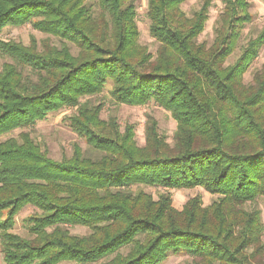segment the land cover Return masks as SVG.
<instances>
[{
    "label": "trees",
    "instance_id": "1",
    "mask_svg": "<svg viewBox=\"0 0 264 264\" xmlns=\"http://www.w3.org/2000/svg\"><path fill=\"white\" fill-rule=\"evenodd\" d=\"M156 55L140 42L135 0H0V32L31 24L59 45L0 39V243L4 264H161L187 252L198 264H264L258 209L264 197V28L241 42L253 19L247 0H224L211 43L198 40L212 0L188 16L186 0H147ZM75 47L76 51H73ZM239 52V53H238ZM236 55L233 62L229 58ZM111 83L118 103L151 101L177 122L173 142L150 117L140 145L87 96ZM65 107L85 138L53 159L28 131L2 137ZM136 186L203 187L217 195L173 205ZM27 205L29 237L14 231ZM68 225L89 229L72 234ZM251 250V251H250Z\"/></svg>",
    "mask_w": 264,
    "mask_h": 264
},
{
    "label": "rangeland",
    "instance_id": "2",
    "mask_svg": "<svg viewBox=\"0 0 264 264\" xmlns=\"http://www.w3.org/2000/svg\"><path fill=\"white\" fill-rule=\"evenodd\" d=\"M203 0H186L182 4V9L188 16H191L194 11L199 9ZM250 3L249 12L252 14L253 19L247 23L243 28L241 42H246L252 37H255L264 28V0H247ZM137 6V22L140 29V42L146 45L149 50L156 55L159 47V42L151 36L149 32V19L147 17V0H135ZM225 7L224 0H212L210 8L209 19L206 23L204 31L199 36L200 42L206 41L211 43L215 37V27L217 19L223 12ZM0 39L14 40L21 42L25 45H31L33 41L37 42L39 49L43 48V43L59 45L60 41L57 37L48 33L41 32L35 29L31 24L27 23L20 26H7L0 32ZM73 51H76L73 47ZM239 53V52H238ZM236 55L229 58L228 62H233ZM8 58H0V68ZM264 61V46L262 47L259 56L252 64L249 71L245 74V80L250 81L253 78L254 72L259 69ZM111 83H109L104 91L98 95L87 96L81 99L82 102L87 99L92 104H102L101 117L109 119L115 117L123 131L126 125H133L135 127V137L140 145H144L146 141V124L150 117L157 120L159 131L164 135L168 142H173V137L177 129V122L172 117L171 112L164 107L158 105L156 102L151 101L144 105H129L118 103L115 101L111 93ZM76 112L75 107H65L59 111L52 112L43 119L37 121L31 126L15 129L13 132L6 134L2 139L9 136H17L21 131L30 132L31 136L47 149L49 155L56 160H62L65 157H70L73 154L74 146L79 145L81 149L91 154V148L86 142L85 138L76 133L71 126L67 117ZM92 155V154H91ZM135 189L142 188L146 192L151 193L154 198H159L160 194L169 192L172 195L173 205L182 209L188 199L199 195L201 196L204 205H209L216 198L217 195L212 194L205 190L203 187H195L191 189H168L159 186H136ZM247 209H258L261 212V220L264 224V197L258 198L254 202H249L246 205ZM36 208L32 205H27L16 216V224L14 231L22 236L29 237V231L26 226L25 219L30 214L36 212ZM67 228L72 234L84 235L89 232V229L81 225H68ZM261 242L264 244V232L261 236ZM251 251V250H250ZM0 264H4L2 247L0 243ZM161 264H198L194 257L189 253H170L168 257Z\"/></svg>",
    "mask_w": 264,
    "mask_h": 264
}]
</instances>
